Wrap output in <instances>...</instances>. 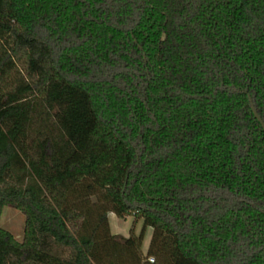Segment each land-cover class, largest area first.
I'll use <instances>...</instances> for the list:
<instances>
[{
	"label": "trees",
	"instance_id": "trees-1",
	"mask_svg": "<svg viewBox=\"0 0 264 264\" xmlns=\"http://www.w3.org/2000/svg\"><path fill=\"white\" fill-rule=\"evenodd\" d=\"M0 97V264H264V0H1Z\"/></svg>",
	"mask_w": 264,
	"mask_h": 264
},
{
	"label": "rangeland",
	"instance_id": "rangeland-1",
	"mask_svg": "<svg viewBox=\"0 0 264 264\" xmlns=\"http://www.w3.org/2000/svg\"><path fill=\"white\" fill-rule=\"evenodd\" d=\"M1 1V0H0ZM5 100L0 97V110L3 108ZM111 232L118 238H129L131 236H139L143 228V221L137 220L135 217L125 219L118 218L116 215L109 216ZM25 215L11 207H5L0 218V228L9 232L15 240L23 242L25 234ZM153 236V229L146 230L145 239L142 245L141 254L143 263L150 262L152 257H148V250ZM151 263V262H150ZM153 264V263H151Z\"/></svg>",
	"mask_w": 264,
	"mask_h": 264
},
{
	"label": "water",
	"instance_id": "water-1",
	"mask_svg": "<svg viewBox=\"0 0 264 264\" xmlns=\"http://www.w3.org/2000/svg\"><path fill=\"white\" fill-rule=\"evenodd\" d=\"M252 110H253L256 118L258 119V121L260 122L262 127L264 128V122H263L262 118L258 115V112H257V110H256V108L254 106L252 107Z\"/></svg>",
	"mask_w": 264,
	"mask_h": 264
},
{
	"label": "built area",
	"instance_id": "built-area-1",
	"mask_svg": "<svg viewBox=\"0 0 264 264\" xmlns=\"http://www.w3.org/2000/svg\"><path fill=\"white\" fill-rule=\"evenodd\" d=\"M150 262H151V263H154V262H155V259H154V258H151V259H150Z\"/></svg>",
	"mask_w": 264,
	"mask_h": 264
},
{
	"label": "crops",
	"instance_id": "crops-1",
	"mask_svg": "<svg viewBox=\"0 0 264 264\" xmlns=\"http://www.w3.org/2000/svg\"><path fill=\"white\" fill-rule=\"evenodd\" d=\"M110 215L112 216V215H114V214H110ZM110 215H109V216H110Z\"/></svg>",
	"mask_w": 264,
	"mask_h": 264
}]
</instances>
